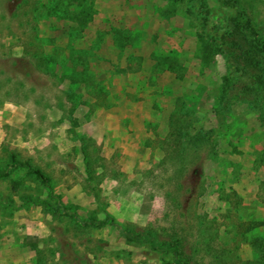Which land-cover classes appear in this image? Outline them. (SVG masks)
I'll return each instance as SVG.
<instances>
[{"label": "rangeland", "instance_id": "rangeland-1", "mask_svg": "<svg viewBox=\"0 0 264 264\" xmlns=\"http://www.w3.org/2000/svg\"><path fill=\"white\" fill-rule=\"evenodd\" d=\"M231 30L264 71V0H0V264H175L132 232L264 264V83L235 95Z\"/></svg>", "mask_w": 264, "mask_h": 264}, {"label": "trees", "instance_id": "trees-1", "mask_svg": "<svg viewBox=\"0 0 264 264\" xmlns=\"http://www.w3.org/2000/svg\"><path fill=\"white\" fill-rule=\"evenodd\" d=\"M227 37L231 38V41L229 42V55L227 60V65L229 67V75L230 79H232L234 83L235 88V95L239 96L243 91L245 92L246 87H253V86H260L264 83V71L258 70V64L259 60L257 58V54L253 53L250 47L246 46L243 50L239 45V42L241 38L239 37L238 30H231L227 31ZM224 37V36H223ZM243 88L241 89V87ZM259 88V87H257ZM227 91V90H225ZM16 163H19L14 155L11 156V165H14ZM21 165H24L28 168V171L35 174L38 178L42 179L44 182H46V178L43 175V173L38 168H31L30 165L27 162L20 163ZM51 194V193H50ZM74 217H76L75 214H72ZM85 223H98L100 225L105 224H115L117 228H119V225H116L113 218L104 211V218L100 219L98 221H95L94 219H91L89 221L84 220ZM264 223V221H263ZM129 238L135 241H146L150 244V246L159 251H169L172 253V257L175 260V264L179 263V248L175 243L163 241H158L154 236H152L149 233H136L132 232L129 235ZM259 248L263 251L262 258L264 259V243L259 242ZM257 240H256V244ZM263 248V249H262ZM224 264V263H223Z\"/></svg>", "mask_w": 264, "mask_h": 264}]
</instances>
